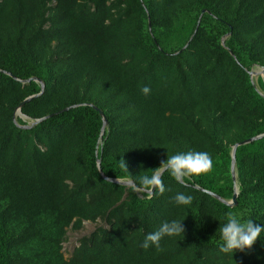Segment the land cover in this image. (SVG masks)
I'll use <instances>...</instances> for the list:
<instances>
[{"label":"trees","instance_id":"1","mask_svg":"<svg viewBox=\"0 0 264 264\" xmlns=\"http://www.w3.org/2000/svg\"><path fill=\"white\" fill-rule=\"evenodd\" d=\"M257 66L264 0H0V264H264V242L232 257L217 231L226 212L264 225V137L237 147L236 205L201 190L231 200L232 147L264 133ZM33 77L45 90L25 119L17 108L41 91L23 82ZM187 150L208 152L211 169L182 185L163 172L152 196L98 166L133 180ZM176 192L191 205H174ZM173 218L184 236L140 246ZM99 219L108 227L67 258L68 229Z\"/></svg>","mask_w":264,"mask_h":264},{"label":"clouds","instance_id":"2","mask_svg":"<svg viewBox=\"0 0 264 264\" xmlns=\"http://www.w3.org/2000/svg\"><path fill=\"white\" fill-rule=\"evenodd\" d=\"M140 91L144 96H148L151 89L144 85ZM121 166L127 170L123 160ZM211 167L212 158L206 151H177L172 155H167V158L161 162L159 167L153 169L150 175H135L133 183L136 187L144 186L149 191L155 190L158 193H163L165 191L161 179L163 172H167L176 183L182 185L186 178L207 173ZM170 200L176 206L187 208L191 205L193 196L184 192H176ZM184 219L173 218L161 221L157 228L144 234L140 246L145 250L154 248L158 251L161 248V241L165 237L184 236ZM217 220L220 222L217 229L220 253L233 257L235 252L251 250L257 240L264 242V225L254 223L252 217H241L239 214L226 212L222 220Z\"/></svg>","mask_w":264,"mask_h":264},{"label":"water","instance_id":"3","mask_svg":"<svg viewBox=\"0 0 264 264\" xmlns=\"http://www.w3.org/2000/svg\"><path fill=\"white\" fill-rule=\"evenodd\" d=\"M204 12H206V10H203V11H202V13H204ZM199 23H200V19H199V21H198V25H199ZM197 28H198V26L196 27L195 32L197 31ZM226 37H227V35H226L225 37L222 38V44H223V45H225V39H226ZM188 45H189V42L183 47V49H182L181 51H183L184 49H186ZM181 51H180V52H181ZM230 53H232L231 50H230ZM9 74H10V73H9ZM249 74H250L251 78H253V77H258L259 75H261V76L263 77V79H264V66H263V67H259V66H257L255 69L250 70V71H249ZM32 80H35V81H38V82L41 83V91H40V93H38V94H35V95H32V96H29L28 98H26L23 102H21L20 106L17 108V112H16L17 115H19V116H21V117H23V118H25V119H29V118H28L26 115H24V114L22 113V111H21V107H22L26 102H28V101H30L31 99H33V98H35V97L41 95V94L44 92V90H45V83H44V81L41 80V79L38 78V77H33V78H30V79H28V80H26V81H23V82H24V83H27V82H30V81H32ZM69 108H70V107H67V108H64V109H62V110L56 112V113H52V114H49V115H47V116H44V117H41V118H38V119H35V120H31L28 124H26V125H24V126H22V127H25V128L33 127L34 125L38 124L39 122H41V121H43V120H45V119H47V118H49V117H51V116H53V115H55V114H58V113L64 112V111L68 110ZM95 108L99 111V113H100V115L102 116V119H103V126H102V131H101V135H103L104 130H105V127H106V125L108 124V120H107V118H106V116L104 115V113H103L102 110L98 109L97 107H95ZM15 121H16V120H15ZM262 137H264V133L259 134V135H256V136H254V137H251V138H249V139H245V140H242V141H240V142H237V143H235V144L233 145V147H232V150H231V156H232V161H231V175H232V179H233V181H234V194H233V197H232L231 200H225V199H223L220 195H218L217 193H215V192H213V191H210V190H207V189H204V188H201V190H203V191L209 193V194L212 195L213 197H215V198L221 200L222 202L228 204L229 206H234V205H236V204H237V197H238V188H237V184H236V180H237V174H236V150H237V147L240 146V145H243V144L250 143V142H252V141H254V140H258V139H260V138H262ZM100 164H101V161L98 160L99 170L101 171V174H102L107 180H109V181H111V182L119 183V184H121V185H125V186H127V187L133 186L136 190L147 192L150 196H152V195L155 193V190H151V191H149V190H146V189H144V188H142V187H136L135 184L133 183V180H131V179L107 178V177L103 174L102 169H101V167H100Z\"/></svg>","mask_w":264,"mask_h":264},{"label":"rangeland","instance_id":"4","mask_svg":"<svg viewBox=\"0 0 264 264\" xmlns=\"http://www.w3.org/2000/svg\"><path fill=\"white\" fill-rule=\"evenodd\" d=\"M99 227H108L106 222L102 220H97L96 222L84 221L83 227L80 230H72L68 229L67 232V240L63 244V252L64 255L68 258L71 256L73 250L79 246L80 240L85 237L91 235L96 229Z\"/></svg>","mask_w":264,"mask_h":264}]
</instances>
